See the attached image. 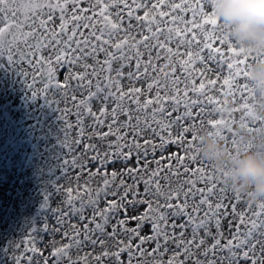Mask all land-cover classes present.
I'll return each instance as SVG.
<instances>
[{"label":"snow or ice","instance_id":"1","mask_svg":"<svg viewBox=\"0 0 264 264\" xmlns=\"http://www.w3.org/2000/svg\"><path fill=\"white\" fill-rule=\"evenodd\" d=\"M216 4L0 0V62L63 122L60 201L45 193L53 223L27 232V264H264V201L244 200L200 149L206 131L232 151L264 136L250 86L264 52L231 39Z\"/></svg>","mask_w":264,"mask_h":264},{"label":"bare ground","instance_id":"2","mask_svg":"<svg viewBox=\"0 0 264 264\" xmlns=\"http://www.w3.org/2000/svg\"><path fill=\"white\" fill-rule=\"evenodd\" d=\"M246 48H250L254 52H264V48L261 47ZM181 51H184L183 47H181ZM209 66L216 67L214 62ZM23 67L28 68L26 64ZM221 68V77L226 76L227 68L223 65ZM254 79L253 76L250 81V86L255 93L253 112L260 115L264 113V88H258ZM217 83L219 85L221 81ZM41 86L39 82L36 85L38 88ZM227 91L226 86L221 89V93ZM212 94L218 95V99L225 101L220 105L225 109L235 107L234 99H238V95L225 97L215 92ZM239 115V112H235L232 117L238 120ZM58 117L59 112L54 106L47 104L42 98L33 99L31 97L23 77L15 68L6 62H0V264H15L16 249L14 245L16 243L21 244V249L16 253L24 257L21 264H27L24 252V249L28 247L27 232L31 227L42 224L46 216L49 223H53L52 213L44 209L42 205L46 192L53 193L51 196L53 207L60 201L59 195L53 189L54 182L60 176L59 165L65 154V149L61 144L63 122ZM232 117L227 111L224 113L225 120ZM71 119L74 120V117ZM205 134L214 135L220 140L214 133L209 134L206 131ZM74 135L75 129L70 130V136ZM245 139H247L246 136ZM221 142L225 147L231 149L230 144ZM251 150L264 152V136L259 137L258 146ZM248 151L250 150L241 147L240 150L233 152L246 153ZM219 154V152L216 153L217 156ZM213 159L217 166L226 172L218 165L216 159ZM74 174L70 173V175ZM84 179H87L86 173L83 175L81 183ZM61 182L63 183V181ZM243 199L247 200L248 198L245 195ZM237 208L246 210V205L241 202ZM227 227L228 224L225 221L226 234ZM36 235L38 247L44 248L49 244L51 238L48 234L37 233ZM55 239L59 240V235ZM91 250L90 246H84L80 255ZM72 254L75 258V250ZM167 258L168 254H165L164 259ZM148 259L151 260V257Z\"/></svg>","mask_w":264,"mask_h":264},{"label":"clouds","instance_id":"3","mask_svg":"<svg viewBox=\"0 0 264 264\" xmlns=\"http://www.w3.org/2000/svg\"><path fill=\"white\" fill-rule=\"evenodd\" d=\"M216 12L227 26L231 39L245 47L264 48V0H217ZM251 71L256 86L264 88V58L254 63ZM200 149L202 155L216 159L227 173L226 180L248 199L264 201V152L236 153L214 135L205 133Z\"/></svg>","mask_w":264,"mask_h":264}]
</instances>
